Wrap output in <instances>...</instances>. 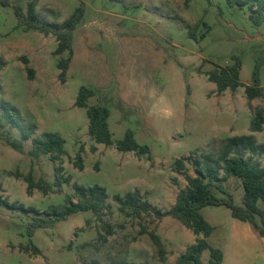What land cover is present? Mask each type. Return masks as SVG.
Masks as SVG:
<instances>
[{"label":"rangeland","instance_id":"obj_1","mask_svg":"<svg viewBox=\"0 0 264 264\" xmlns=\"http://www.w3.org/2000/svg\"><path fill=\"white\" fill-rule=\"evenodd\" d=\"M31 2L50 23L65 22L78 7L85 10L74 32L66 83L59 80L56 38L20 26L16 9L25 16ZM251 15L248 6L230 7L226 0H0V61L5 63L0 71V120L4 102L19 109L22 126L34 127L36 137L60 134L66 141L64 173L72 177L61 193L46 195L36 189L28 195L27 183L16 172L27 176L32 171L36 181L53 184L56 163L50 155L32 158L31 140L23 142L24 152L13 149L6 138L22 139V132L0 122V196L43 215L50 206L74 197L75 183L102 186L109 195L102 214L78 213L37 229L32 238L34 214L0 204V264H177L195 243L193 232L172 217L157 219L153 211L141 218L122 213L114 196L140 190L166 212L188 185L177 160L195 176L194 159L217 154L228 138L254 135L264 143V129L251 130L255 111L264 108V96L251 101L250 108L245 94L257 65L264 89V23L255 24ZM193 30L196 39L189 35ZM234 56L242 61L243 86L218 95L207 74L233 64ZM83 86L95 91L89 105L110 110L112 146L89 136L87 111L75 107ZM129 130L141 146L150 148L149 154L117 150ZM81 147L83 171L74 167ZM254 158L264 166V155ZM222 187L243 206L241 180L230 178ZM259 206L264 209V202ZM201 213L215 228L208 242L223 251L222 264H264V238L251 224L233 218L224 206H208ZM151 232L163 243L165 261ZM210 259V251H204L202 262Z\"/></svg>","mask_w":264,"mask_h":264},{"label":"trees","instance_id":"obj_2","mask_svg":"<svg viewBox=\"0 0 264 264\" xmlns=\"http://www.w3.org/2000/svg\"><path fill=\"white\" fill-rule=\"evenodd\" d=\"M121 1V0H112ZM230 7L248 8L252 11L251 18L255 24L264 23V0H226ZM16 14L19 17L20 26L28 30L38 31L45 36H53L57 41L55 56H60L58 69L60 71L59 80L62 83L67 81V73L70 68L74 54L73 38L74 32L85 16L83 7H78L72 16L63 23H50L43 18L36 8V2H31L28 7V14L23 15L22 9L17 8ZM195 30L189 33L192 39H196ZM68 53L69 57L63 58ZM234 63L217 67L208 72V78L216 84L217 94L222 95L227 91L236 92L243 86L240 80L242 61L239 57H233ZM27 64V60L25 59ZM5 63L0 61V71ZM31 75L33 70L29 69ZM245 94L252 108L251 101L264 96V89L260 85V67L257 65L253 73V85L245 86ZM95 96V91L88 87H81L77 96L75 107L84 108L89 119V136L97 143L106 147L113 145L112 133L109 127L110 110L104 105H89L91 98ZM4 114L1 117L3 126L20 128L22 139L6 138V142L13 149L24 152V141H32V150L29 155L38 159L44 155H50L56 163V181L52 184L43 179L36 181L33 172L23 176L16 172L17 177H23L27 183V194L33 195L34 190H39L44 194L61 193L64 185L72 184V177L66 176L63 167V157L66 156V141L58 133H43L36 137L34 127L22 126L21 113L15 106L2 102ZM264 129V108L255 111L251 121L252 132H262ZM117 150L123 153L135 152L149 154L148 146H141L135 133L129 130L124 139L117 143ZM97 151L96 147L92 152ZM84 147L80 148L74 161V167L80 171L84 170V159L82 153ZM264 155V143H259L254 135L234 136L226 139L217 154L203 153L194 159L195 176L187 173L185 162L177 160L176 166L179 172L183 173L188 183L182 189L175 205L168 211L162 212L146 200L140 190H134L124 196L115 195L114 201L119 205L122 213L141 218L144 214L155 213L157 219L172 217L178 220L185 228L192 231L197 237L194 244L190 245L186 251L178 258L177 264H204L202 254L209 250L211 259L207 264H222L224 253L218 248H214L208 242V238L213 234L215 228L203 217L201 211L205 207L224 206L230 209L233 218L251 224L258 236L264 238V209L259 206L264 202V166L256 160L255 156ZM99 170V169H97ZM230 178L241 180L244 188L243 206L235 203L232 194L223 190V183ZM74 197L66 198L65 203L58 206H50L42 215L35 208H25L18 203H10L0 196V204H6L12 209H21L25 213H33V221L29 228V236L33 237L37 229L49 228L56 223L66 221L70 217L81 212H93L96 215L102 214L108 207L109 195L107 190L99 185L81 186L72 185ZM216 193H222L226 197H218ZM75 198L77 201H75ZM165 261V249L159 236L154 233L149 234ZM202 236V237H200ZM118 264H137L130 262H120Z\"/></svg>","mask_w":264,"mask_h":264}]
</instances>
